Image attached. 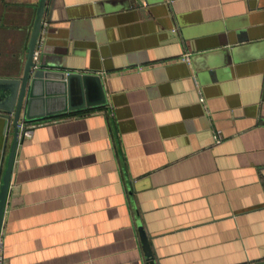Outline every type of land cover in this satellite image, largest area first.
Returning a JSON list of instances; mask_svg holds the SVG:
<instances>
[{
    "label": "crops",
    "instance_id": "obj_1",
    "mask_svg": "<svg viewBox=\"0 0 264 264\" xmlns=\"http://www.w3.org/2000/svg\"><path fill=\"white\" fill-rule=\"evenodd\" d=\"M38 4L0 0V78ZM44 21L80 108L19 141L0 264H148L139 222L156 264L264 261V0H47ZM12 141L0 116V184Z\"/></svg>",
    "mask_w": 264,
    "mask_h": 264
},
{
    "label": "water",
    "instance_id": "obj_2",
    "mask_svg": "<svg viewBox=\"0 0 264 264\" xmlns=\"http://www.w3.org/2000/svg\"><path fill=\"white\" fill-rule=\"evenodd\" d=\"M46 5L47 0H39L22 72L17 77L0 78V116L7 120L9 129L11 126L13 127V141L10 147L6 171L0 184V241L17 148L19 141H23L25 138L23 135L20 136L19 123L21 121L42 123L54 118L60 112L63 113L80 108L72 106V95L74 93L73 79H81L80 77L82 76L77 73L65 74L52 68L42 56L38 61L33 59L37 41L40 38ZM88 77L92 78L93 76H84L83 80ZM50 99L67 100L68 106L59 112L47 113L43 109L45 103L50 102ZM102 103H104V100L95 103V105ZM40 108L41 111L39 112ZM139 231L144 252L148 258V264H156L149 238L140 222ZM251 264H264V261Z\"/></svg>",
    "mask_w": 264,
    "mask_h": 264
},
{
    "label": "built area",
    "instance_id": "obj_3",
    "mask_svg": "<svg viewBox=\"0 0 264 264\" xmlns=\"http://www.w3.org/2000/svg\"><path fill=\"white\" fill-rule=\"evenodd\" d=\"M46 32V28H45V21H43V25L41 27V31H40V38L38 39L37 41V45H36V48H35V51H34V61H38L41 57V54H42V51H43V42H42V37L43 35L45 34ZM190 56L191 54L188 53V54H185L183 56V59L184 60H190ZM200 101L202 103L205 102V98L204 97H201L200 98ZM42 123H29V122H26V121H21L18 125V128H19V133H20V136H24V137H32L33 134H34V129L38 126V125H41ZM213 139H214V142L215 144H220L221 142H223L224 140V137H223V134H222V131L221 130H214L213 131Z\"/></svg>",
    "mask_w": 264,
    "mask_h": 264
}]
</instances>
